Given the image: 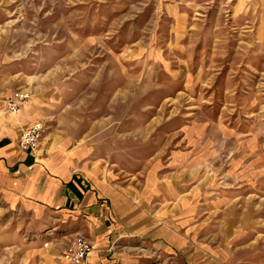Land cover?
<instances>
[{
	"label": "rangeland",
	"instance_id": "1",
	"mask_svg": "<svg viewBox=\"0 0 264 264\" xmlns=\"http://www.w3.org/2000/svg\"><path fill=\"white\" fill-rule=\"evenodd\" d=\"M0 112L162 213L164 243L116 240L113 264H264V0H0ZM4 192L0 264H70L74 234Z\"/></svg>",
	"mask_w": 264,
	"mask_h": 264
},
{
	"label": "crops",
	"instance_id": "2",
	"mask_svg": "<svg viewBox=\"0 0 264 264\" xmlns=\"http://www.w3.org/2000/svg\"><path fill=\"white\" fill-rule=\"evenodd\" d=\"M23 107V120L38 116L31 103ZM12 123L0 112V181L10 206L27 210L39 220L51 219L52 228L63 226L74 236L88 237L94 250L87 264H113L116 240L131 241L133 234L164 243L166 230L159 225L162 213L142 210L131 196L83 172L73 153L41 155L21 149ZM39 256L35 258L42 264H59L49 253ZM121 259L122 264H131L127 256Z\"/></svg>",
	"mask_w": 264,
	"mask_h": 264
},
{
	"label": "built area",
	"instance_id": "3",
	"mask_svg": "<svg viewBox=\"0 0 264 264\" xmlns=\"http://www.w3.org/2000/svg\"><path fill=\"white\" fill-rule=\"evenodd\" d=\"M29 98L30 93L27 91L10 95L6 101L7 110L14 115H18ZM42 130L43 125L40 122H34L24 129L19 138L20 148L26 151H35L39 146ZM93 250L92 241L82 234H77L69 241L62 257L70 264H87V259Z\"/></svg>",
	"mask_w": 264,
	"mask_h": 264
}]
</instances>
